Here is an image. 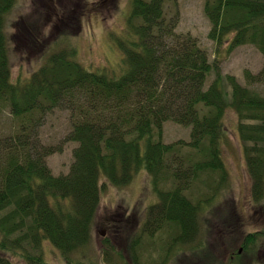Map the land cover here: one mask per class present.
I'll return each instance as SVG.
<instances>
[{"label":"trees","instance_id":"obj_1","mask_svg":"<svg viewBox=\"0 0 264 264\" xmlns=\"http://www.w3.org/2000/svg\"><path fill=\"white\" fill-rule=\"evenodd\" d=\"M17 1L0 0V114L9 107L21 123L19 133L0 139V264H54L45 259V241L61 253V264H93L84 250L93 244L102 180L125 187L143 171L153 178L160 202L131 247L169 228L175 231L172 245L203 249L201 224L218 191L197 202L186 192L196 181L212 189L215 175L227 174L222 145L229 113L238 120L252 198L264 203V97L225 76L198 39L177 32L179 13L166 11L177 0H133L126 32L114 37L123 53L121 74L89 70L68 48L46 55L40 68L14 81L6 26ZM205 14L209 38L220 47L228 44L230 52L252 44L264 54V0H205ZM58 108L71 112L65 140L78 144L70 172L60 176L47 161L59 148L40 138L46 116ZM169 121L191 128V154L180 149L184 142L163 143ZM163 183L173 189L163 190ZM262 241L264 234H249L244 257L234 253L227 264L246 258L258 264ZM107 249L111 256L113 248Z\"/></svg>","mask_w":264,"mask_h":264},{"label":"rangeland","instance_id":"obj_2","mask_svg":"<svg viewBox=\"0 0 264 264\" xmlns=\"http://www.w3.org/2000/svg\"><path fill=\"white\" fill-rule=\"evenodd\" d=\"M132 3L133 0H18L6 26L13 80L31 75L41 67L46 55L68 48L76 51V59L89 70L121 74L123 53L115 46L114 37L126 32ZM166 11L168 16L179 13L177 32L198 39L211 62H218L225 76H235L240 84L264 97V54L252 44L228 52V44L220 47L211 40L212 25L205 14V0L169 2ZM233 37L231 34L230 38ZM215 78L212 73L209 83ZM70 115L69 110L58 108L46 116L40 128L41 143L59 148L47 160L56 176L70 172L78 145L65 140L71 130ZM237 125L235 113H229L227 138L222 145L227 174H216L211 181L212 189L196 181L186 192L197 202L203 195L205 200L218 191L215 206L210 207L206 221L201 224L206 243L203 249L172 245L175 231L169 228L160 229L154 237L144 236L142 245L131 247L136 234L146 229L150 209L160 202L153 178L143 171L125 187H114L102 180L106 186L93 227V244L87 253L84 250V258L88 256L85 260L93 264H227L245 235L261 229L264 221V204H257L252 198L253 180ZM20 128V120L5 107L0 114V139L16 135ZM162 141L184 142L180 149L186 156L193 151L189 146L191 128L172 121L164 124ZM161 185L163 190L173 189L170 183ZM219 185L221 190H217ZM109 245L113 248L111 256H107ZM43 251L49 263L63 262L61 253L49 242L43 243ZM169 252L172 261L166 263ZM8 256L18 260L17 256Z\"/></svg>","mask_w":264,"mask_h":264},{"label":"flooded vegetation","instance_id":"obj_3","mask_svg":"<svg viewBox=\"0 0 264 264\" xmlns=\"http://www.w3.org/2000/svg\"><path fill=\"white\" fill-rule=\"evenodd\" d=\"M52 1V0H51ZM264 218V217H263ZM262 223L264 224V221H262ZM257 233L259 232V233H262V234H264V230H258V231H256ZM250 234V233H249ZM246 236V239H247V237H248V234L247 235H245ZM245 241L246 240H242L241 242H240V244H242V246L239 244V250H242L241 251V254L244 252V245L243 244H245ZM263 242L264 241H262V245H260L259 246V248H258V252H256V254L255 255H258V257H259V260L261 261V264H264V244H263ZM251 260H249V258L248 259H246V264H249V262H250ZM251 263H252V261H251ZM253 264V263H252Z\"/></svg>","mask_w":264,"mask_h":264}]
</instances>
